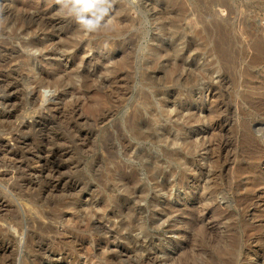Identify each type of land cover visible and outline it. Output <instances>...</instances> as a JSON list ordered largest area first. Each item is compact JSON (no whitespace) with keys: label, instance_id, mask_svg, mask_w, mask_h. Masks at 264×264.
<instances>
[{"label":"rangeland","instance_id":"rangeland-1","mask_svg":"<svg viewBox=\"0 0 264 264\" xmlns=\"http://www.w3.org/2000/svg\"><path fill=\"white\" fill-rule=\"evenodd\" d=\"M61 8L0 0V264H264V0Z\"/></svg>","mask_w":264,"mask_h":264},{"label":"clouds","instance_id":"clouds-1","mask_svg":"<svg viewBox=\"0 0 264 264\" xmlns=\"http://www.w3.org/2000/svg\"><path fill=\"white\" fill-rule=\"evenodd\" d=\"M61 11L74 16L78 24L91 32L101 27V22L107 15L112 0H58Z\"/></svg>","mask_w":264,"mask_h":264},{"label":"bare ground","instance_id":"bare-ground-1","mask_svg":"<svg viewBox=\"0 0 264 264\" xmlns=\"http://www.w3.org/2000/svg\"><path fill=\"white\" fill-rule=\"evenodd\" d=\"M196 62H197V57H196V55H191L190 56V61H189V63L187 64V71H188V73L191 75V79H192V74H193V70H192V67H194L195 65H196ZM181 64H177L176 65V68L177 69H179V68H181V66H180ZM205 65V64H204ZM204 65H202V66H204ZM201 66V67H202ZM196 67V66H195ZM200 66H198V68H199ZM198 68H196V69H198ZM203 68V67H202ZM205 69V68H204ZM198 70H200V68L198 69ZM197 71V70H196ZM195 71V72H196ZM197 73V72H196ZM195 73V74H196ZM199 73V72H198ZM197 73V74H198ZM209 73V72H208ZM201 74L203 75V74H205V70H202V72H201ZM194 77L196 76L197 77V75H193ZM199 77V76H198ZM198 77L195 79L194 78V80H197L198 79ZM204 79H206V77L204 78ZM198 81V80H197ZM195 82V81H194ZM204 85V84H203ZM206 86V85H205ZM212 86H214V85H212ZM208 87H210V85L208 86ZM215 88V87H214ZM209 89V88H208ZM212 89V88H211ZM212 92V91H211ZM177 129H179V128H177ZM179 138H180V136L178 135V134H176L175 135V137H174V139L176 140V142L179 140ZM185 163H186V165H188L189 166V169H190V167H192V161L190 160V159H185Z\"/></svg>","mask_w":264,"mask_h":264}]
</instances>
